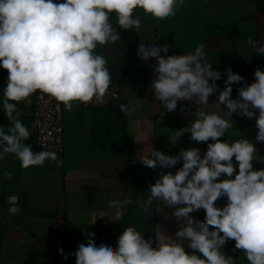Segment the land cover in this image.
Wrapping results in <instances>:
<instances>
[{"label": "clouds", "instance_id": "clouds-1", "mask_svg": "<svg viewBox=\"0 0 264 264\" xmlns=\"http://www.w3.org/2000/svg\"><path fill=\"white\" fill-rule=\"evenodd\" d=\"M184 4L185 0H0V68L7 70L0 105L11 122L7 129L0 126V159L12 153L22 168L57 160L56 152L33 151L25 143L30 131L18 118L16 102L39 90L71 111L75 101L103 97L112 77L98 46L120 42L118 28L138 31L137 9L159 19L174 16ZM251 43L257 54H264V43ZM169 47L160 41L140 43L136 54L143 60L155 57L149 87L164 109L176 110L178 101L196 105L189 113L193 119L176 129L170 144L189 133L191 141L206 143V149L202 153L199 147H181L169 154L152 147L132 160L169 169L148 184L141 206L145 213L151 212L154 201L171 208L178 225L174 237L156 234L154 246L151 236L146 238L143 230L129 224L115 248L111 240L97 243L95 233L85 232L86 243L80 242L73 253L64 254L62 248L58 252L65 259L74 255L75 264H235L224 251L234 240V249L243 250L248 264H264V167H253V161L264 163L255 143H264V67H256L248 83L229 66L219 90L221 71L212 67L203 44L181 54H168ZM233 84H239L235 97ZM213 94L220 111L204 107ZM119 109L130 111L124 103ZM233 114L255 119V142L244 134L231 142L220 139L234 129ZM3 175L11 178L9 172ZM221 198L226 203L218 205ZM108 203L119 217L123 206L133 201L121 197ZM9 205L10 214L21 211L17 197H9ZM201 209L203 219L191 215Z\"/></svg>", "mask_w": 264, "mask_h": 264}, {"label": "crops", "instance_id": "crops-1", "mask_svg": "<svg viewBox=\"0 0 264 264\" xmlns=\"http://www.w3.org/2000/svg\"><path fill=\"white\" fill-rule=\"evenodd\" d=\"M136 14L141 18L138 31L118 28L120 42L97 48L108 61L112 81L120 85V96L100 107H83L75 101L71 111L62 103L64 149L57 160L22 168L12 153L0 159V264H75L74 255L65 259L58 248L64 254L73 253L80 242L86 243L85 232L95 233L97 243L111 240L115 248L117 237L129 224L143 230L146 238L151 236L154 246L156 234L174 237L178 225L171 208L154 201L151 212L145 213L141 206L148 184L169 169L148 168L138 159L134 163L132 157L138 158L152 147L175 154L181 147L195 146L203 153L206 143L191 141L189 133H184L175 145L170 144L169 137L176 129L193 119L189 113L196 105L178 101L176 110L164 109L149 87L155 57L141 59L137 47L160 41L170 46L168 54H181L203 44L212 67L221 71L216 82L219 90L229 66L250 83L254 69L264 67V54H257L251 43H264V0H185L172 17L158 19L142 9ZM112 20L115 23L114 16ZM6 79L7 75H0V95ZM238 87L233 84V97ZM215 99V94L210 95L204 107L220 111ZM34 101L35 93L16 102L18 118L28 128ZM121 103L130 111L121 112ZM233 120L234 129L220 139L231 142L244 134L255 142V119L233 114ZM0 126L11 127L2 105ZM25 143L39 151L31 131ZM255 143L264 158V143ZM253 167H264V163L253 161ZM4 172L11 173V178ZM12 196L18 198L21 208L17 214L8 212ZM121 197L133 203L124 205L117 217L108 202ZM216 203L223 205L226 198ZM191 215L203 219L204 211ZM224 251L235 258V264H248L243 250L234 249V240L224 245Z\"/></svg>", "mask_w": 264, "mask_h": 264}, {"label": "built area", "instance_id": "built-area-1", "mask_svg": "<svg viewBox=\"0 0 264 264\" xmlns=\"http://www.w3.org/2000/svg\"><path fill=\"white\" fill-rule=\"evenodd\" d=\"M0 75H7V70L0 68ZM120 96V85L112 81L108 91L99 99L93 98L87 103H81L83 107H100L110 99ZM30 131L34 134L38 150L54 151L57 155L63 152V121L62 102L39 90L35 92L34 117L30 124Z\"/></svg>", "mask_w": 264, "mask_h": 264}]
</instances>
